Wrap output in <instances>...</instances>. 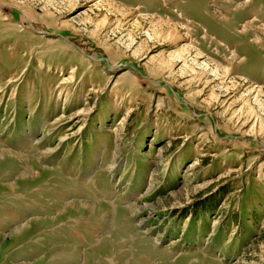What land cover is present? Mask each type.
<instances>
[{"label": "rangeland", "instance_id": "1", "mask_svg": "<svg viewBox=\"0 0 264 264\" xmlns=\"http://www.w3.org/2000/svg\"><path fill=\"white\" fill-rule=\"evenodd\" d=\"M0 264H264V0H0Z\"/></svg>", "mask_w": 264, "mask_h": 264}, {"label": "bare ground", "instance_id": "2", "mask_svg": "<svg viewBox=\"0 0 264 264\" xmlns=\"http://www.w3.org/2000/svg\"><path fill=\"white\" fill-rule=\"evenodd\" d=\"M167 33V32H166ZM196 56V55H195ZM194 56V57H195ZM196 58H198V57H196ZM200 58V57H199ZM183 60V59H182ZM197 60V59H196ZM173 63V62H172ZM202 64V63H201ZM158 65H160V66H162V67H164V65H163V63H162V59H160V62H158ZM204 67H207L206 65H204ZM208 68V67H207ZM203 70V69H202ZM204 71V70H203ZM205 73V72H204ZM214 75V74H213ZM215 76V75H214ZM252 89H253V93H256V94H258V93H261V90H260V87H255V88H253L252 87ZM250 91V90H249ZM255 94V95H256ZM254 95V94H253ZM258 96V95H257Z\"/></svg>", "mask_w": 264, "mask_h": 264}]
</instances>
